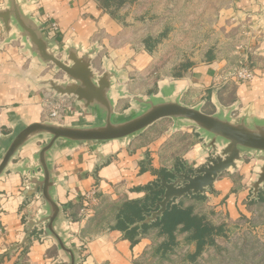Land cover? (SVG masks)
<instances>
[{"label": "crops", "instance_id": "0c3cea01", "mask_svg": "<svg viewBox=\"0 0 264 264\" xmlns=\"http://www.w3.org/2000/svg\"><path fill=\"white\" fill-rule=\"evenodd\" d=\"M5 2L0 0V5ZM24 8L39 18L59 47L73 45L82 53L97 46L94 68L103 71L111 67L120 72L115 90L122 87L135 95L160 96L163 85H168L183 103L201 106L207 113L217 111L215 101L219 100L225 106L236 104L235 115L248 110L264 119V0H135L123 6L116 17L97 0H34ZM52 22L58 24L56 31L51 28ZM184 30L188 33L185 51L179 57L165 53L166 47L183 38ZM150 35L159 41L148 50L145 39ZM5 38L0 24V159L26 125L43 121L78 125L97 120L93 111L82 110L75 97L56 96L46 87L33 84L31 73L37 79L55 77L53 65L36 63L21 39L3 44ZM235 63L251 67L254 79L228 78L226 74ZM55 98L67 103L58 120L45 116L48 103ZM115 106L119 114H124L140 105L130 96H115ZM147 134L135 135L128 144L105 142L102 158L93 142L64 145L55 153V197L70 218L62 228L67 230L65 238L72 237L69 244L80 248V264H137L151 253L162 255L157 248L164 236L157 228L134 236L137 241L132 242L124 231L114 228L117 215L126 209L127 202L146 196L145 187L159 177L154 170H165L172 176L175 170L200 165L210 151H205L206 138L196 127L170 128L153 140ZM185 139L192 142L187 145ZM42 142L37 139L27 144L0 177V264H68L59 260L60 249L53 239L41 237L37 231L27 236L28 213L35 212L43 199L38 193L24 200L23 163L33 161ZM171 146L177 151L172 159L168 154ZM258 163L254 156H247L236 170L222 173L214 190L201 194L202 198L185 196L173 203L193 206L196 213L206 214L228 229L236 223L257 227L255 218L264 210V202H251L264 195V190L257 197L252 193ZM91 190H95L97 201L93 212L85 217L81 209L85 194ZM128 215L133 226L158 219L140 225L143 219ZM26 237L30 245L23 242ZM186 237V232L177 233L178 244L169 257L178 254L177 247ZM220 238L226 239L218 236L217 243ZM191 245L195 250V243ZM185 248L183 251L190 249V242Z\"/></svg>", "mask_w": 264, "mask_h": 264}, {"label": "water", "instance_id": "95a60500", "mask_svg": "<svg viewBox=\"0 0 264 264\" xmlns=\"http://www.w3.org/2000/svg\"><path fill=\"white\" fill-rule=\"evenodd\" d=\"M33 2L6 0L0 5V24L6 33L3 44L21 39L24 50L36 63L53 65L59 75L37 79L36 74L31 73L29 80L37 86L46 87L56 96L75 97L82 110L93 111L97 120L78 125L51 121L32 123L17 132L6 147L0 159V177L21 149L34 140L43 139L33 161L23 163L24 200H31L38 193L43 199L39 206L42 212L38 216L32 211L28 213L27 236L34 231L40 232L41 237L51 238L58 245L60 261L80 264V248L69 244L72 237L65 238L67 230L62 228L70 218L55 197L57 181L52 167L55 153L64 145L93 142L94 150L102 158L105 142L117 140L128 144L135 135L165 118L174 121V130L183 126L196 127L206 138L204 148L210 153L196 167L175 170L172 176L159 174L156 187L161 192L159 199L155 209L139 222L140 225L162 217L170 202L214 190V183L220 175L230 169L236 170L247 156H254L260 162L255 167V179L251 182L253 196L257 197L260 190H264V119L257 118L248 110L235 115L238 110L236 104L225 106L219 100L215 101L217 111L207 113L201 106L183 103L180 95H173L168 85H163V95L160 96L135 95L123 91L122 87L115 90V80L120 72L111 67L103 71L94 68L97 46L93 45L82 53L73 45L59 47L56 39L45 32L39 18L24 8ZM115 96H130L140 106L130 113L119 114ZM23 242L31 244L27 237Z\"/></svg>", "mask_w": 264, "mask_h": 264}, {"label": "trees", "instance_id": "16d2710c", "mask_svg": "<svg viewBox=\"0 0 264 264\" xmlns=\"http://www.w3.org/2000/svg\"><path fill=\"white\" fill-rule=\"evenodd\" d=\"M97 1L105 11L116 17L123 6L133 3L135 0ZM158 41V38H154L151 35L148 36L145 39L147 49L151 50ZM154 172L158 176L159 174L168 175L165 170H154ZM158 180L145 187L147 194L143 199H137L126 203V209L119 211L117 215L114 228L124 231L127 238H132V242L137 241L134 236L144 234L151 228H157L158 234L164 236V240L158 245L157 250L163 256L168 255V257L178 244L177 233L186 232L187 240L195 243V250L190 254L191 262L195 263L202 255L203 251L208 247H217L216 238L218 236L227 238L229 229L224 223H214L206 214L196 213L193 206L183 207L181 203L176 204L173 202L169 203L161 218H158L150 224L133 226L132 219L128 214L130 213L132 216L142 220L146 215L151 213L161 193L156 190V187H158ZM148 191H150V193H148ZM195 197L200 199L203 195L198 194ZM251 202H264V195L260 194L258 199H252Z\"/></svg>", "mask_w": 264, "mask_h": 264}, {"label": "rangeland", "instance_id": "374dc122", "mask_svg": "<svg viewBox=\"0 0 264 264\" xmlns=\"http://www.w3.org/2000/svg\"><path fill=\"white\" fill-rule=\"evenodd\" d=\"M181 36H183V38H177L175 40L176 42L164 49L166 51L165 53L172 52L174 55L178 56L185 51L188 33L184 30ZM56 75H58V73L54 72L55 77ZM208 108L211 110L210 107ZM130 112H132V110L127 113ZM173 125L174 121L172 119L165 118L156 122L141 134L144 135L148 133L147 138L153 140L163 136L170 128L173 129ZM182 140L183 138L180 139L181 142ZM177 141L179 142V140ZM187 141L188 139H185L183 143L189 145L192 142ZM176 152L174 147H169L168 154L171 159L175 157ZM206 197L208 196L206 195ZM203 209L204 206L202 210ZM202 210L200 211L202 212ZM206 211L209 210H205V213H209ZM259 213L260 214L255 218V224L258 225L257 227L247 226L245 223L241 225L238 223L232 224L229 228L227 238L218 239L217 247L207 248L195 263L191 262L188 257V254L193 252L194 246L192 247L190 242V249L183 251V249H186V245L189 244L188 240L183 238L182 244L177 247L178 254H176L177 251H175L176 255L174 257L171 258V256L168 257V255L158 256L151 253L149 257L142 259L140 263L138 262L137 264H264V210H260ZM209 214L212 216V213Z\"/></svg>", "mask_w": 264, "mask_h": 264}, {"label": "built area", "instance_id": "2783aa9c", "mask_svg": "<svg viewBox=\"0 0 264 264\" xmlns=\"http://www.w3.org/2000/svg\"><path fill=\"white\" fill-rule=\"evenodd\" d=\"M51 28L56 31L58 29V24L56 22H52ZM226 76L236 81H251L255 77V71L246 64L235 63L229 68ZM47 107L48 110L45 115L46 118L58 120L66 110L67 103L62 98H55L53 101L48 103ZM39 198L40 196H36V199ZM84 200L83 208L81 210L85 217H89L93 212V204L97 201L95 190L87 192ZM41 212V208L38 207L33 213H35V216H38Z\"/></svg>", "mask_w": 264, "mask_h": 264}]
</instances>
